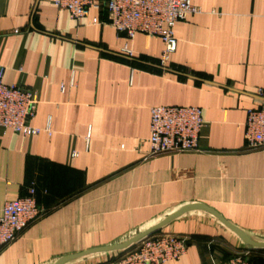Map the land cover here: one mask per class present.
<instances>
[{"label": "crops", "instance_id": "crops-1", "mask_svg": "<svg viewBox=\"0 0 264 264\" xmlns=\"http://www.w3.org/2000/svg\"><path fill=\"white\" fill-rule=\"evenodd\" d=\"M191 2L201 11L176 23L177 48L162 66L161 37L128 38L96 9L77 20L52 0H0L5 82L34 90L31 124L51 127L24 135L0 126V213L31 187L44 210L0 251V264H53L197 202L264 239V148L245 138L248 110L264 107V0ZM159 104L201 108L197 151L150 154ZM160 231L189 239L186 254L164 264H219L239 247L252 248L249 264H264V248L205 211ZM66 264L117 260L95 253Z\"/></svg>", "mask_w": 264, "mask_h": 264}, {"label": "built area", "instance_id": "built-area-1", "mask_svg": "<svg viewBox=\"0 0 264 264\" xmlns=\"http://www.w3.org/2000/svg\"><path fill=\"white\" fill-rule=\"evenodd\" d=\"M58 7L69 11L80 20L89 15L91 9L102 12L106 21L118 33L134 38L137 33L161 37L164 48L160 63L165 66L177 48L175 25L189 15L199 13L201 8L191 0H52ZM93 23L104 21L96 16ZM123 52L132 56L124 47ZM260 95L263 92L260 91ZM37 93L29 88L5 82V69L0 68V126L15 133L39 135L43 131L51 134L50 119L45 128L33 126L31 119L38 106ZM150 154H178L197 151L199 138L205 125L201 108L197 106L154 105L151 107ZM245 138L248 148H264V107L250 108L246 122ZM35 188L29 194L8 200L0 213V251L16 240L28 226L40 218L44 210L35 199ZM188 238L168 233L152 234L129 250L120 264H164L180 259L188 249ZM242 248L219 264H249L250 250Z\"/></svg>", "mask_w": 264, "mask_h": 264}, {"label": "water", "instance_id": "water-1", "mask_svg": "<svg viewBox=\"0 0 264 264\" xmlns=\"http://www.w3.org/2000/svg\"><path fill=\"white\" fill-rule=\"evenodd\" d=\"M193 210H201L205 211L211 215H213L216 219H218L223 225H225L227 228L232 230L244 243L247 245L254 247V248H264V239H259L255 237L254 235L246 232L245 230L241 229L239 226L234 224L233 222L226 219L219 211H217L215 208H213L210 205H207L205 203H190L187 205L182 206L181 208L177 209L170 215L166 216L159 222L155 223L154 225L131 235L130 237L126 238L123 241L106 245V246H100V247H94L79 253H74L66 256L60 257L57 261H55L53 264H66L72 260H75L80 257H84L86 255L95 254V253H108V252H116L125 250L127 248H130L131 246L135 245L142 239L156 233L157 231L161 230L165 225L172 222L173 220L179 218L183 214L193 211Z\"/></svg>", "mask_w": 264, "mask_h": 264}, {"label": "rangeland", "instance_id": "rangeland-1", "mask_svg": "<svg viewBox=\"0 0 264 264\" xmlns=\"http://www.w3.org/2000/svg\"><path fill=\"white\" fill-rule=\"evenodd\" d=\"M159 232H161V231L159 230L156 233H159ZM135 246H136V244L131 246L130 248L125 249V250L116 251V252H109V253H114V258L117 260V264H120L121 261L124 260V256L129 252V250H131ZM237 249L239 250V249H242V248L239 247Z\"/></svg>", "mask_w": 264, "mask_h": 264}]
</instances>
